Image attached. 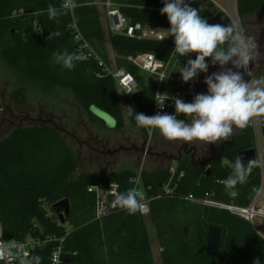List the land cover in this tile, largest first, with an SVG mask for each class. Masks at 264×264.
<instances>
[{
  "label": "trees",
  "instance_id": "16d2710c",
  "mask_svg": "<svg viewBox=\"0 0 264 264\" xmlns=\"http://www.w3.org/2000/svg\"><path fill=\"white\" fill-rule=\"evenodd\" d=\"M106 1L75 0L73 12L61 15L57 22L48 18L47 7L49 4L59 7L63 0H0V62L18 79L11 99L16 108L24 109L30 103L32 90L46 97L68 92L100 132L107 130L106 123L94 111L103 112L115 121L112 130L122 131L129 126L148 136L149 130L138 128L134 118L128 116L127 107H133L136 113L154 115L155 87L146 84L142 72L127 58L151 53L167 62L174 49V38L139 40L107 35L98 5ZM111 1L131 24L170 27L167 16L160 14L163 0ZM237 11L241 23L245 22L264 14V0H238ZM199 13L207 21L220 15V23H232L212 3L201 7ZM73 26L108 67L105 46L109 41L117 56V69L133 74L138 81L139 90L132 99L121 93L96 57L80 49ZM52 31L61 35L47 40ZM65 49L87 59L76 62L72 70L54 65L52 53ZM206 62L210 68V60ZM180 83L182 79L176 85ZM195 86L192 80L179 87L187 102L195 95ZM262 134L264 138V126ZM203 149L205 160L210 159L207 164L196 165L198 161L192 164L190 157H183L175 170L160 167L153 172L143 169L138 174L125 169L77 177L78 156L59 130L49 125L17 126L0 140V211L5 239L57 238L45 248L31 252L30 255L43 258L42 264H51L52 252L61 239L63 260L68 264H156L147 218L139 212L130 215L118 208L99 220L96 197L89 193L93 186L107 187L111 183H118L124 192L136 187L139 179V187L150 202L148 217L158 228L163 264H253L256 258L264 264V238L251 223L221 207L189 199L241 208L251 206L258 194L254 189L262 186L260 168L253 169L246 184L237 185L236 198L226 194L222 181L231 171L226 162L256 149L253 126L235 129L230 140L214 144L213 152L211 144H203ZM65 200L70 202L71 212L61 224L55 205ZM210 226L222 229L217 258L206 253Z\"/></svg>",
  "mask_w": 264,
  "mask_h": 264
},
{
  "label": "clouds",
  "instance_id": "9594fccd",
  "mask_svg": "<svg viewBox=\"0 0 264 264\" xmlns=\"http://www.w3.org/2000/svg\"><path fill=\"white\" fill-rule=\"evenodd\" d=\"M163 5L160 14L167 16L170 25L164 29V38H174L172 53L179 57L195 54V59L188 58L178 71L182 81L188 83L200 73H208L209 63L206 60H210L214 66L219 65L220 71L205 77L207 93L196 94L192 102L186 103L170 96L161 98V94L156 93L157 107L163 109L165 100L172 99L175 114L158 112L146 115L136 113L133 107L128 106V116L134 118L136 126L158 131L171 142L219 145L230 140L235 129L243 130L253 122L264 119V76L253 78V67H250L264 58L257 38L245 34L236 23H208L198 9L190 6L186 0H163ZM75 7V0H63L59 7L49 4L48 18L58 22V17L68 14ZM60 35L59 31H52L47 40ZM85 59L87 57L83 54L70 53L66 49L52 53V63L67 70H72L76 62ZM258 65L255 63V66ZM169 75L162 74L160 81L168 79ZM245 75L250 79L246 80ZM180 115L185 119L178 118ZM226 163L231 171L222 183L230 198L238 197L237 185L246 184L253 169H264V158L260 157L250 159L245 164L242 157L237 155L234 161ZM254 191L264 192V186ZM107 193L113 196V208H119L130 215L148 211L144 193L136 187L120 192L111 184ZM5 247L0 242V249ZM42 259L39 255L24 253L19 264H42ZM253 264H260L259 258L254 259Z\"/></svg>",
  "mask_w": 264,
  "mask_h": 264
},
{
  "label": "rangeland",
  "instance_id": "374dc122",
  "mask_svg": "<svg viewBox=\"0 0 264 264\" xmlns=\"http://www.w3.org/2000/svg\"><path fill=\"white\" fill-rule=\"evenodd\" d=\"M214 1L222 7L228 8L225 0ZM209 2L211 1L202 0L199 4L200 7H197L198 11H200L201 7L208 6ZM98 5L103 27L108 35V22L105 9L103 8L102 2H98ZM259 22L264 25V14H257L247 19L245 22H242L241 29L245 34L249 32L255 35L256 32L254 28L256 27L253 25ZM157 31L162 32L165 36V31L163 29ZM105 47L110 61L109 66L111 69L115 70L117 69V56L112 50L108 40ZM142 75L147 85H154L157 83L150 74L142 73ZM257 77H260V75L256 70H253V78ZM199 78V75L194 78L195 83L199 81ZM17 85L18 79L14 73L10 71L4 63L0 62V106L3 108V114L1 116L2 122H0V140L7 138L17 126L49 125L59 130L62 137L67 139L74 148L80 162V167L76 173L77 177L87 173L101 175L115 173L125 169H132L138 174L143 169L151 172L156 171L160 167H172L173 170L176 169V162L170 164L166 161L157 160L156 158L140 157L137 154L127 151L115 155L98 153L87 145L88 142L93 144V142L88 139L90 131L93 129L98 132V127L89 121L87 114L78 107L71 94L68 92H60L56 96L46 97L32 90L29 92L30 103L28 107L18 109L14 106L11 99V95ZM180 86H182V84ZM184 95L185 94H183V97ZM183 101L187 103L188 100L184 97ZM192 101L193 98L191 99V102ZM181 117L184 116L181 115ZM107 123L111 128H114L116 125L114 120ZM136 132V130L127 126L120 132L107 133L110 139V144L107 146V149L113 150L121 145L129 148L131 144L135 143V138H138ZM147 134L148 136H146L153 146H161L162 142H165V146H167L168 143L170 145L175 143L177 145L180 143L164 139L158 131L155 130H149ZM170 145H168V148ZM180 145H182V143H180ZM204 156L206 157V153ZM204 156L203 158H205ZM146 218L152 248L156 256V264H163L162 249L158 240V228L154 223H151L149 217Z\"/></svg>",
  "mask_w": 264,
  "mask_h": 264
},
{
  "label": "built area",
  "instance_id": "2783aa9c",
  "mask_svg": "<svg viewBox=\"0 0 264 264\" xmlns=\"http://www.w3.org/2000/svg\"><path fill=\"white\" fill-rule=\"evenodd\" d=\"M202 0H186L190 3V6H199ZM216 10L219 11L224 16L228 17L232 23H236L241 28V20L237 11L238 0H225L227 7L224 8L220 4L216 3L214 0H210ZM103 8L105 9L106 18L108 22V32L115 35H125L130 38L142 39H156V40H166L160 28L156 27H144L142 24H131V22L125 18V16L120 12L118 6L114 4L111 0L103 2ZM73 12V11H72ZM76 30L75 40L80 44V49L88 53V56H94L99 60V64L105 67V72L112 76L118 85L119 90L125 96L133 98L138 90L139 85L135 76L123 69H111L106 66V64L99 58V56L94 52L89 42L84 39L82 34L77 30L76 26H73ZM164 30V29H163ZM36 32L42 34V31L36 29ZM169 38V37H168ZM167 38V39H168ZM195 59V54H190L189 57H179L177 54L172 53L170 59L167 62L159 60L154 54H139L137 56H129L127 61L132 63L137 67L142 73L150 74L157 83L153 86L155 87V94L160 93L161 98L163 96L176 97L183 100V92L179 90L180 85H185L186 83H180L176 85L178 80H181V74L178 72L181 66L186 64L187 59ZM251 67V66H250ZM162 74H170L168 79L160 81ZM253 75V69H252ZM245 79L248 80L250 77L245 75ZM131 91L132 93H128ZM157 96L155 95V99ZM165 106L163 109L157 107L156 100H154V115L160 112L161 114H175L174 101L172 99L165 100ZM3 114V108L0 107V117ZM181 117V115L179 116ZM254 128L256 137V151L257 157L264 158V138L262 134V120L255 121L251 124ZM262 173V186H264V169H261ZM116 186V190L120 191V185L118 183H111ZM111 184L107 187L93 186L89 189V193L95 195L96 197V216L99 220L113 214L118 208L112 207L113 196L107 193L110 190ZM261 186V187H262ZM138 190L141 191L139 187V179L137 180ZM121 192V191H120ZM195 203H203L208 205H214L221 207L230 211L231 213L238 215L251 223L253 228L264 238V192L257 194L255 200L250 207L241 208L237 206L230 205H219L210 202H200L190 197ZM144 200L147 204L148 211L141 214L144 217H148L151 214L150 202L145 197ZM57 238H42V237H32L29 236L23 241H7L5 239L4 228L2 224V217L0 211V242H2L6 247L0 249V264H18L20 259L23 258L24 253L31 254L32 251L45 248L51 240H56ZM63 241L60 240V244L53 250L51 256V264H68L63 260ZM11 253V255H9Z\"/></svg>",
  "mask_w": 264,
  "mask_h": 264
},
{
  "label": "flooded vegetation",
  "instance_id": "af4514ba",
  "mask_svg": "<svg viewBox=\"0 0 264 264\" xmlns=\"http://www.w3.org/2000/svg\"><path fill=\"white\" fill-rule=\"evenodd\" d=\"M253 26L256 27L254 28L256 32L255 34L256 36L254 34L253 35L250 34L249 32H247V35H251L257 38L259 50L262 56H264V25H262L259 22L257 24H254ZM254 63H259V65L255 66L253 70H256L260 76H264V58ZM230 66L231 65H228V67ZM218 71H220L219 65L214 66L211 64V67L208 69V73L199 74L200 76L199 81L196 83L195 89L193 91L195 92V95L199 93H205V94L207 93V85L204 83V79L207 75H210L213 72H218ZM194 96L192 98H194ZM106 127H107V130L103 132H100V131L97 132L92 129V131H90L88 139L91 140L93 144L90 142H88V144L86 142L84 143H86L90 148L94 149L98 153H102V154L115 155L123 151L125 152L127 151L129 153L137 154L140 157L156 158L157 160L166 161L170 164L174 162L178 163V161H175V159H178L180 157L181 159L183 157H190L191 159L192 154L194 153V151L189 153L191 148H196L195 161L200 162V161L205 160L207 157V155L206 157L204 156L205 151L203 149V144L196 143V144L190 145V144L184 143L180 145L179 143L176 145L175 143L173 145H170L168 143V145H170V147L168 148V145L165 146V142H162L161 146H153V144L151 145V142L148 140L146 133L141 132V131L136 132L138 138H135V143L131 144L129 148L124 145H121L118 148H114L113 150L107 149V146L110 144V139H109L108 134L110 132H120V131L112 130L113 128L108 127L107 124H106ZM203 156L205 158H203ZM169 158H172V159H169Z\"/></svg>",
  "mask_w": 264,
  "mask_h": 264
},
{
  "label": "water",
  "instance_id": "95a60500",
  "mask_svg": "<svg viewBox=\"0 0 264 264\" xmlns=\"http://www.w3.org/2000/svg\"><path fill=\"white\" fill-rule=\"evenodd\" d=\"M221 20H222V17L220 15H216L211 20H209L208 23L216 24V23H220ZM251 67L254 68L255 67V63H253L251 65ZM94 113L98 117H100L102 120H104L105 123L107 124V126H108L107 122L113 120L111 117H109L108 115H106L103 112L94 111ZM262 126H264V119H262ZM213 148H214V144H211V151L212 152H213ZM192 151H194V153L192 154L191 160H192V164H194L196 148H191L189 153H191ZM240 156L242 157L244 162H247L250 159L257 158V151H256V149L247 150V151L242 152L240 154ZM169 159H172V158H169ZM180 159H181V157L178 158V159H175V161L179 162ZM209 161H210V159L209 160H205L204 162H198L196 165L207 164ZM55 209H57V213L59 214V219H60L61 224H64L66 222V218L69 217L70 212H71L70 202L68 200L61 201V202H59L58 204L55 205ZM221 239H222V229L219 228V227L210 226V228L208 230L207 247H206V253H207L208 256L213 257V258H217L218 257L219 250H220Z\"/></svg>",
  "mask_w": 264,
  "mask_h": 264
}]
</instances>
